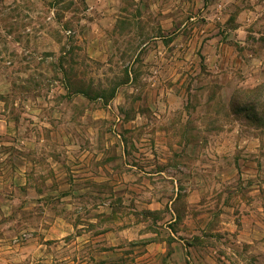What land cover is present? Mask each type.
<instances>
[{
    "label": "rangeland",
    "instance_id": "374dc122",
    "mask_svg": "<svg viewBox=\"0 0 264 264\" xmlns=\"http://www.w3.org/2000/svg\"><path fill=\"white\" fill-rule=\"evenodd\" d=\"M0 264H264V0H0Z\"/></svg>",
    "mask_w": 264,
    "mask_h": 264
},
{
    "label": "crops",
    "instance_id": "0c3cea01",
    "mask_svg": "<svg viewBox=\"0 0 264 264\" xmlns=\"http://www.w3.org/2000/svg\"><path fill=\"white\" fill-rule=\"evenodd\" d=\"M212 41V38L207 39V42Z\"/></svg>",
    "mask_w": 264,
    "mask_h": 264
}]
</instances>
